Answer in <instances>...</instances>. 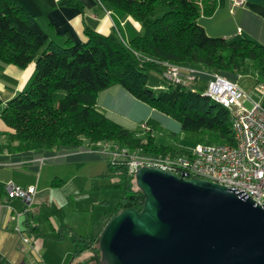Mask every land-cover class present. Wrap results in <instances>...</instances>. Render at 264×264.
I'll return each instance as SVG.
<instances>
[{"label": "trees", "instance_id": "1", "mask_svg": "<svg viewBox=\"0 0 264 264\" xmlns=\"http://www.w3.org/2000/svg\"><path fill=\"white\" fill-rule=\"evenodd\" d=\"M99 1L131 16L144 34L126 43L118 33L104 36L87 30L86 42L76 43L69 36L60 46L18 0H0V61L19 68L35 63L29 86L5 105L0 101V119L11 130L6 138L12 153L35 159L74 154L99 142L173 153L176 149L156 142L153 130L141 135L98 111L99 94L114 85L179 122L181 131L197 143L233 144L229 112L204 94L210 77L200 74L191 86L174 85L162 77L164 64L218 74L242 89L247 82L240 83L239 77L249 69L260 81L256 89L264 83V44L210 37L198 21L215 12L217 0ZM152 74L161 75L162 88L150 85ZM180 151L186 154L188 149ZM106 163L108 176L118 178V187L126 186L125 195L106 215L113 217L128 208L141 211L144 195L133 190L135 178L126 167ZM4 193L0 185V196Z\"/></svg>", "mask_w": 264, "mask_h": 264}, {"label": "crops", "instance_id": "2", "mask_svg": "<svg viewBox=\"0 0 264 264\" xmlns=\"http://www.w3.org/2000/svg\"><path fill=\"white\" fill-rule=\"evenodd\" d=\"M18 2L35 17L49 39L60 46L64 45L69 36L76 43L86 42L87 30L104 36L118 33L126 43L144 34V28L139 22L99 0H18ZM217 4L214 13L202 16L198 21L210 37L250 39L258 44H264V0H246L245 5L237 7L232 5L231 0H217ZM34 74V62L26 68H19L0 61V101L3 105L22 93L29 86ZM150 85L155 90L162 88L161 75L152 74ZM244 90L246 91L245 88ZM96 108L125 129H128L125 125L134 126L150 122L157 113H160L118 85L111 86L99 94ZM160 114L164 116L163 113ZM165 117L170 118L166 115ZM172 127L173 124H170L169 129L163 128L173 133L178 132L176 129L181 130V127ZM9 132L11 130L0 119L2 164L0 185L14 182L24 188L36 186L37 194L30 207L21 200L9 199L7 193L0 196V264H46L40 263L36 257V253L45 243L35 215L36 211L42 212L43 208L48 206L61 210L68 199L65 193L68 184L72 185V194L79 196L82 193L83 181L89 178L84 175V169L91 168L89 176H93L95 174L92 173L93 167L103 162L107 167L104 171L107 173L105 177L111 178L108 176L110 173L108 164L104 159L95 156L57 153L56 158L39 168L32 161L47 155L35 159L18 158L10 150L11 142L6 138ZM154 136L160 145L165 142L166 146L172 144L164 132L159 134L155 129ZM27 208L29 211H26ZM52 227L57 241H64L69 237L68 230H62L58 225ZM22 237H26L29 244L22 245ZM70 238L75 245L83 240L76 234Z\"/></svg>", "mask_w": 264, "mask_h": 264}, {"label": "water", "instance_id": "3", "mask_svg": "<svg viewBox=\"0 0 264 264\" xmlns=\"http://www.w3.org/2000/svg\"><path fill=\"white\" fill-rule=\"evenodd\" d=\"M135 182L143 208L106 224L100 264H264V205L156 168H141Z\"/></svg>", "mask_w": 264, "mask_h": 264}, {"label": "built area", "instance_id": "4", "mask_svg": "<svg viewBox=\"0 0 264 264\" xmlns=\"http://www.w3.org/2000/svg\"><path fill=\"white\" fill-rule=\"evenodd\" d=\"M231 3L234 7L243 6L246 0H231ZM122 41L124 42L123 39ZM164 66L162 77L174 85L191 86L200 74L210 77L204 94L229 112L234 133L233 144L197 143L194 148L188 149L186 154H156L142 148L130 149L113 142H99L74 154L99 157L113 167L124 166L133 178L138 170L147 167L186 178L206 180L244 193L263 206L264 83L256 86L258 99H254L237 83L218 74H208L171 63H165ZM244 100L250 102L252 107L247 108L242 102ZM142 129L145 133L152 132L148 123L142 124ZM54 158L56 157L43 156L32 162L42 168ZM4 188L9 199L21 200L28 207L34 202L37 194L36 186L24 188L14 182L7 183ZM17 231L21 233L19 227ZM21 243L27 245L29 240L22 237Z\"/></svg>", "mask_w": 264, "mask_h": 264}, {"label": "rangeland", "instance_id": "5", "mask_svg": "<svg viewBox=\"0 0 264 264\" xmlns=\"http://www.w3.org/2000/svg\"><path fill=\"white\" fill-rule=\"evenodd\" d=\"M239 79L240 83L242 82L244 85L245 82H247V85L245 86L247 91L246 93H248V95L252 98L257 99L258 97L254 91V87L256 82L260 81H257L255 73L252 70L247 69L241 78L239 77ZM242 102L247 108L252 107L250 102L245 100ZM146 123H150L153 131L157 129L159 134H163L164 132V134L169 137V140L171 139L172 141V144L167 147H171L172 150L176 149L174 152L177 154H181L180 148L192 149L198 142L196 138L190 134L182 132L180 129H176L178 131L177 133H173L170 130L166 131L163 127L169 129L170 124H173V127L178 126L179 128L180 124L174 119H167L165 115L163 116L160 113H157L154 119H151L150 122L148 121ZM125 127H128L130 131L137 132L141 135L144 133L142 124H135L134 126L125 125ZM163 145L166 146L167 143L165 142ZM106 168V164L100 162V165L97 164L93 167L92 173H95L93 176H89L91 175V168L84 169V175H87L89 178L83 181L84 183L81 189L82 193L79 196L73 195L72 185L68 184L65 189L68 199L64 202L61 210L53 206H48L44 207L42 212L40 210L36 211L35 215H37V222L38 225H40L42 235H44L45 238L44 247L36 253V257L40 263L68 264L69 257L74 249L78 252L76 248L84 249V251L80 257L74 260L73 264H77L82 260H94L96 259L95 255L97 254V258L101 260L102 256L99 249L100 235L106 224L112 218V216L106 215V213L113 211L118 205L120 198L126 193L125 185L121 187L117 186V182H119L117 177H105L107 175V173H104ZM132 188L133 190L138 191L135 181L132 184ZM52 225H58L60 229L68 230L70 233L69 237H67L64 241H57V239L54 238ZM74 234L79 237L89 238V240H92L93 249L85 250L89 248H81V246L75 245L70 238ZM92 264H94V262Z\"/></svg>", "mask_w": 264, "mask_h": 264}, {"label": "flooded vegetation", "instance_id": "6", "mask_svg": "<svg viewBox=\"0 0 264 264\" xmlns=\"http://www.w3.org/2000/svg\"><path fill=\"white\" fill-rule=\"evenodd\" d=\"M80 243H83V244H77L78 246H81V248L83 247H88L89 249H85V250H92L93 249V243L92 242H88L85 240L84 242V239L81 240ZM79 252H77L76 250L73 252V254L70 256L69 258V261H68V264H73L74 263V260L78 257H80L82 255V252L84 251V249H78L76 248ZM81 251V252H80ZM96 256V259H90V260H82L81 262H78L77 264H92L94 262V264H100V260L99 258H97L98 254L95 255ZM96 260V261H95Z\"/></svg>", "mask_w": 264, "mask_h": 264}]
</instances>
